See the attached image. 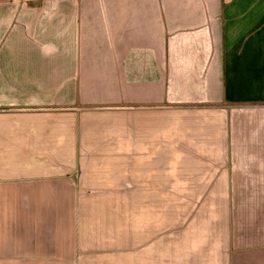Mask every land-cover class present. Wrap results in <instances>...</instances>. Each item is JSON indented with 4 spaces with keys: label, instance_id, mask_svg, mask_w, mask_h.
Instances as JSON below:
<instances>
[{
    "label": "crops",
    "instance_id": "obj_1",
    "mask_svg": "<svg viewBox=\"0 0 264 264\" xmlns=\"http://www.w3.org/2000/svg\"><path fill=\"white\" fill-rule=\"evenodd\" d=\"M0 264H264V0H0Z\"/></svg>",
    "mask_w": 264,
    "mask_h": 264
}]
</instances>
